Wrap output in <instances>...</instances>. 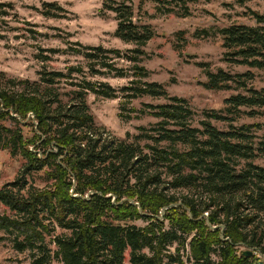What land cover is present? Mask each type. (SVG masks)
Returning a JSON list of instances; mask_svg holds the SVG:
<instances>
[{"label": "trees", "instance_id": "1", "mask_svg": "<svg viewBox=\"0 0 264 264\" xmlns=\"http://www.w3.org/2000/svg\"><path fill=\"white\" fill-rule=\"evenodd\" d=\"M133 1L104 0L103 8L116 14V37L134 48L122 52L67 42L92 76H126L117 63H131L133 78L119 90L88 79L83 64H70L67 72L49 70L58 48L39 47V80L0 72V149L25 159L16 178L0 188L5 208L0 240L28 252L31 264H264V163L257 162L264 159V135L255 133L259 124H235L243 108L251 109L250 116L264 108V87L254 86L252 71H264V12L247 11L252 25L233 23L196 33L219 36L224 60L250 68L232 73L200 63L206 88L233 94L224 109L205 110L196 118L186 98L146 79L149 71L141 57L156 32L135 19ZM153 1L164 13L187 17L196 0ZM4 7L14 9V4L0 2V17L7 14ZM36 9L49 18L67 12L57 2ZM118 91L122 110L146 96L165 99L144 104L143 111L158 122L126 138L97 125L87 96L113 99ZM214 121L227 123L228 129ZM24 127L33 128L32 138L24 135ZM42 170L48 183L38 187L30 179ZM138 220L146 224L134 223Z\"/></svg>", "mask_w": 264, "mask_h": 264}, {"label": "rangeland", "instance_id": "2", "mask_svg": "<svg viewBox=\"0 0 264 264\" xmlns=\"http://www.w3.org/2000/svg\"><path fill=\"white\" fill-rule=\"evenodd\" d=\"M0 2L14 4V9L4 7L3 10H6L7 14L0 17V72L4 71L9 77L39 80L42 63L36 55L39 47H42L61 50L51 55L49 70L67 72L68 65L83 64L88 79L108 82L117 90L133 78V72L129 70L131 63L126 60L117 63L118 67L126 72V76H115L114 73L92 76L85 59L67 49L68 40L79 41L85 45L118 48L122 52L135 47L134 44L125 43L116 37V14L103 8L104 0H0ZM43 2H57L67 12L62 18L45 17L36 9L40 8ZM133 6L135 19L141 23L151 24L156 32L155 37L144 47L146 54L141 57L140 63L149 71L146 79L162 83L170 95L186 98L195 109L196 118L205 110L224 109L225 99L232 95L233 91H214L206 88L204 83L207 76L199 64L209 63L213 70L224 68L232 73L245 72L250 68L232 65L224 60V48L219 36L197 37L196 33L202 29L223 27L233 23L255 24V20L246 15L247 11L253 9L263 13L264 0L243 2L196 0L191 3V15L187 17L164 13L157 9V3L153 0H134ZM179 32L184 39L179 37ZM178 45L184 46L181 52L176 49ZM252 71L255 73L254 86L264 87V71L258 69ZM77 78L80 79L81 75ZM62 87L70 88L66 83H63ZM121 95L119 92V97L113 99L94 93L87 96L90 112L97 125L106 127L119 138H126L127 134L133 137L140 133L141 126L151 128L158 122V118L143 111L144 104L163 103L165 99L146 96L133 100L125 110H122ZM250 110L243 108L241 117L235 124H259L261 128L254 127V130L258 136H263L264 108L257 109L258 113L254 116L248 114ZM121 112L131 117L124 119L120 116ZM213 123L220 129H228L227 123L220 121ZM7 124L14 129L17 128V123L12 120L7 121ZM23 132L27 138H32L35 134L32 127H24ZM37 151L40 155L43 154V148ZM257 162L263 164L264 159ZM24 163L22 155L15 156L9 149H0V188L16 178ZM30 180L36 186L44 187L48 183L46 170L33 173ZM3 210L5 208L0 204V211ZM134 223L146 224L144 220ZM2 236H5V233L0 230V237ZM214 257L218 258L215 254ZM0 264H31V259L28 252L20 253L14 250L11 242L4 239L0 240Z\"/></svg>", "mask_w": 264, "mask_h": 264}, {"label": "water", "instance_id": "3", "mask_svg": "<svg viewBox=\"0 0 264 264\" xmlns=\"http://www.w3.org/2000/svg\"><path fill=\"white\" fill-rule=\"evenodd\" d=\"M139 205V204H138ZM140 207V206H139ZM140 211H141V207H140ZM246 255H251L252 254V251H246L245 252Z\"/></svg>", "mask_w": 264, "mask_h": 264}]
</instances>
